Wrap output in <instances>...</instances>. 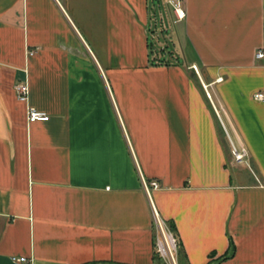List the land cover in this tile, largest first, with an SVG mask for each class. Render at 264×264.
<instances>
[{
	"label": "crops",
	"instance_id": "obj_1",
	"mask_svg": "<svg viewBox=\"0 0 264 264\" xmlns=\"http://www.w3.org/2000/svg\"><path fill=\"white\" fill-rule=\"evenodd\" d=\"M168 3L0 0V264H264V0Z\"/></svg>",
	"mask_w": 264,
	"mask_h": 264
},
{
	"label": "built area",
	"instance_id": "obj_2",
	"mask_svg": "<svg viewBox=\"0 0 264 264\" xmlns=\"http://www.w3.org/2000/svg\"><path fill=\"white\" fill-rule=\"evenodd\" d=\"M170 4L173 7V14H175V19L177 21H181L185 16V10L182 6V0H169ZM256 56L259 58L264 57V50L256 51ZM206 87V85H205ZM14 90L17 93V97L21 101H26L28 98V87L25 83H16L14 85ZM254 97L259 100H264V92L258 91L255 92ZM27 119L30 122L33 121H42L48 120V115L44 111H40L33 106H28L27 109ZM231 155L237 162L243 161L246 157V149L244 146H237L232 144ZM147 192H149V186L144 182ZM151 185L154 188H157L156 182H151ZM153 215H154V228L156 229V234L154 237V247L155 252L158 257L162 258L167 264H178V246L179 242L173 230L169 228L166 221L158 214L153 207ZM16 261H25L24 257H18Z\"/></svg>",
	"mask_w": 264,
	"mask_h": 264
},
{
	"label": "rangeland",
	"instance_id": "obj_3",
	"mask_svg": "<svg viewBox=\"0 0 264 264\" xmlns=\"http://www.w3.org/2000/svg\"><path fill=\"white\" fill-rule=\"evenodd\" d=\"M168 9L170 11H173V7L170 4V2L168 3ZM171 26L172 25L166 21L165 31H159V33H158L159 34L158 38L161 41V43L166 45L169 49L174 47V43H173V41H174V29L171 28ZM158 38L157 37L156 38L155 37H153V38L151 37L150 40L152 42L154 40V42H155L156 40H158Z\"/></svg>",
	"mask_w": 264,
	"mask_h": 264
},
{
	"label": "trees",
	"instance_id": "obj_4",
	"mask_svg": "<svg viewBox=\"0 0 264 264\" xmlns=\"http://www.w3.org/2000/svg\"><path fill=\"white\" fill-rule=\"evenodd\" d=\"M160 62H162V61H160ZM179 247V246H178ZM179 249V248H178ZM180 264V263H179Z\"/></svg>",
	"mask_w": 264,
	"mask_h": 264
}]
</instances>
